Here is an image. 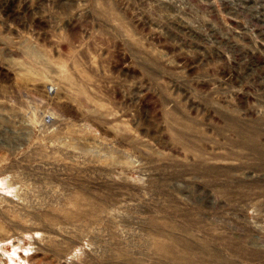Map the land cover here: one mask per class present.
Returning a JSON list of instances; mask_svg holds the SVG:
<instances>
[{
    "label": "rangeland",
    "instance_id": "1",
    "mask_svg": "<svg viewBox=\"0 0 264 264\" xmlns=\"http://www.w3.org/2000/svg\"><path fill=\"white\" fill-rule=\"evenodd\" d=\"M0 264H264V0H0Z\"/></svg>",
    "mask_w": 264,
    "mask_h": 264
}]
</instances>
